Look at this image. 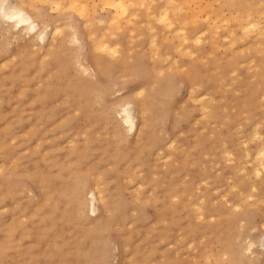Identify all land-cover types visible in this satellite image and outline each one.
Wrapping results in <instances>:
<instances>
[{
    "label": "rangeland",
    "instance_id": "rangeland-1",
    "mask_svg": "<svg viewBox=\"0 0 264 264\" xmlns=\"http://www.w3.org/2000/svg\"><path fill=\"white\" fill-rule=\"evenodd\" d=\"M72 1L0 0L46 32L0 27V264H264V0ZM148 99L151 150L132 146Z\"/></svg>",
    "mask_w": 264,
    "mask_h": 264
},
{
    "label": "bare ground",
    "instance_id": "bare-ground-1",
    "mask_svg": "<svg viewBox=\"0 0 264 264\" xmlns=\"http://www.w3.org/2000/svg\"><path fill=\"white\" fill-rule=\"evenodd\" d=\"M76 1H80V0H73L71 2V4H69V5L73 6V7L75 6V8H77L79 11H81L80 12L81 14L83 13L82 12L83 10H84V12L88 11L87 9L85 10V8H83V10H82L81 8L84 5L80 6L81 2H79L80 4H78ZM138 1L139 0H134L133 2L136 3V5H137ZM75 2H76V4H75ZM57 3H58V1H57ZM110 4H112V6L114 5L115 11H118V12H119V10H122L124 12L127 9L126 0H111ZM125 12H124V14H125ZM116 17L117 16L114 14L113 18H111V19H115ZM127 21H129L128 17H127ZM172 21L170 23H173ZM248 24H250L248 26H254V25H251L250 22ZM245 26H247V25L245 24ZM0 27H1V29L6 30L7 32L11 33L12 35L27 37L26 35H28L31 32L34 35L36 34L37 36H39V38H41L42 41H44V39L46 37L45 30L44 31L40 30L41 29L40 24L34 19V17L30 14V12L25 7H16V6L12 7L10 4L2 3V5H0ZM109 27H110V25H109ZM60 30H61V28H60ZM58 31H59V27L54 28L53 34H56ZM29 36L31 37L30 34H29ZM184 37L189 38L190 36L185 34ZM197 39H198V37H197ZM90 45H91V48H94V49H97L98 47H100L101 43H100V41H98V35H96L92 38ZM50 52H51V50H50ZM52 53H55V55H56L55 61L58 62L60 60V57L58 56L57 52L54 50ZM28 54L29 53L23 54V56L21 58V62H23L22 61L23 59H26L29 57ZM94 59H95L96 63L99 60L96 55L94 56ZM23 63H25V62H23ZM63 63H68V62L63 59ZM83 67H84V69H88L85 66H83ZM197 70H198L197 67H194L192 69V73H190L187 76V78L190 80L191 84L193 83V79L199 75ZM64 72H65V67H61L60 69H58L57 73H56V79L59 80L60 76L63 75ZM16 73L17 74H15V75H18V72H16ZM80 81L82 82V79H78L76 83L79 84ZM55 86H59V83L56 82L53 85L51 84V85L45 87L43 90L44 94L47 95V94L51 93L55 89ZM80 86L78 87V89H79L78 92L81 95V100H78V103L85 110H87L86 111L87 113H89V112L93 113V107H92V104L90 102V100H92V94H93L92 92L93 91H92L88 82H87V84H84L83 87L80 88ZM76 88L77 87H75L74 89H76ZM150 99L145 100L146 102H144L142 104L141 110L142 111L151 110L153 116L152 117L146 116L147 118H146V120H144L146 122V125L144 126L141 135L132 142L133 147H138V146H141L142 144H145L146 147H148L147 148L148 150L153 149L154 143L156 142V140H153L155 137L152 134V130H153L152 127L155 124V121L153 120V118L155 117L156 109L152 107L153 102ZM89 109H91V110H89ZM114 110H115V107H114ZM119 112H120L122 121L126 122L128 129L133 130L135 127H137V122H136L135 118L133 117L131 111L126 106L122 110H119ZM38 177H39L40 181L45 182L43 185L46 187V190L48 192L56 193L57 197L61 198L64 201H69V202L73 203L78 210L82 211V209H83L82 197H79V195H77V192L75 190V187L72 185V182H70L66 179L65 181L61 182L60 186L59 185L54 186V185L49 183V180L43 174H39ZM66 178H68V177H66ZM91 194H92L93 200L97 198L94 191H91ZM99 198L105 199V195L101 194V192H100ZM117 199H118V201H116V204L113 207V202L110 200V197H109V201H107L105 203V206H106V210H109V208L110 209L114 208L115 213L117 214L118 220H120V219H124L125 215L127 216V214H125L126 213L125 210L123 209V207H121V206H125V203L122 202L121 200H119V198H117ZM94 211H95V207H94ZM66 215H68V214L66 213ZM79 215H81V214H79ZM81 217H83V216L81 215ZM109 221L110 220H107L105 222V225H108V224L112 225L115 222H117L116 219L111 220L110 223H109ZM97 236L98 235L96 233L91 234L92 242L95 243L96 246H98L97 245V242H98ZM63 261H65V259L60 260V262H63Z\"/></svg>",
    "mask_w": 264,
    "mask_h": 264
}]
</instances>
